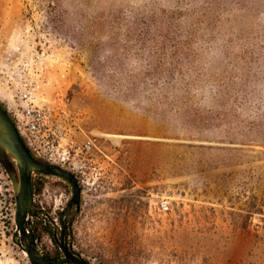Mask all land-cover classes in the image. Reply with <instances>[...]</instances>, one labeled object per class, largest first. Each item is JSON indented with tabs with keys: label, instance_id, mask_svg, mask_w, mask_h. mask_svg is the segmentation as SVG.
<instances>
[{
	"label": "rangeland",
	"instance_id": "obj_1",
	"mask_svg": "<svg viewBox=\"0 0 264 264\" xmlns=\"http://www.w3.org/2000/svg\"><path fill=\"white\" fill-rule=\"evenodd\" d=\"M160 9L178 49L136 40ZM25 90L66 93L99 138L69 238L91 264H264V0H0V102ZM40 188L29 223L54 255L72 188ZM15 214L0 164V264H31Z\"/></svg>",
	"mask_w": 264,
	"mask_h": 264
},
{
	"label": "built area",
	"instance_id": "obj_2",
	"mask_svg": "<svg viewBox=\"0 0 264 264\" xmlns=\"http://www.w3.org/2000/svg\"><path fill=\"white\" fill-rule=\"evenodd\" d=\"M45 84L49 83L43 81V85ZM20 93L18 102L13 99L8 106L0 103L29 152L39 161L70 171L79 181V175L84 173V161L99 150L98 136L89 134L86 130L88 113L81 108H71L68 95L62 91H55L51 100L41 102L36 101L31 91ZM48 178L58 177L32 174V181L38 187ZM38 192L40 191L37 190L34 194L35 203ZM160 210H169L168 201L160 203Z\"/></svg>",
	"mask_w": 264,
	"mask_h": 264
},
{
	"label": "water",
	"instance_id": "obj_3",
	"mask_svg": "<svg viewBox=\"0 0 264 264\" xmlns=\"http://www.w3.org/2000/svg\"><path fill=\"white\" fill-rule=\"evenodd\" d=\"M0 164L9 176L16 195V233L15 243L27 253L31 264H91L73 249L69 243L72 218L81 211L82 190L76 176L70 171L36 159L22 141L13 121L0 103ZM61 178L72 188V197L66 208L61 212V236L56 242L62 252V257H45L39 249L36 235L29 220L33 209L37 207L34 201L32 174ZM64 216H69L64 218ZM18 236L20 240L18 239Z\"/></svg>",
	"mask_w": 264,
	"mask_h": 264
},
{
	"label": "trees",
	"instance_id": "obj_4",
	"mask_svg": "<svg viewBox=\"0 0 264 264\" xmlns=\"http://www.w3.org/2000/svg\"><path fill=\"white\" fill-rule=\"evenodd\" d=\"M175 14L176 13L173 11L165 9H160L158 12H153L150 15H146L145 13L136 14L134 21V28L137 31L136 40L142 44L146 43L147 41H151L162 46L167 45L168 43L170 45H175V47L178 49L180 45L179 39L177 38L178 35L173 32L174 25L171 22V18ZM53 24L59 25L58 21H53ZM191 40L192 38H190V41ZM37 190H40V187L37 188L33 181V193L36 194ZM37 213L38 211L33 210L32 216ZM32 229L38 241L37 229L35 227H32ZM46 230L49 232L47 228ZM52 237L56 242V237L54 234H52ZM60 254V250H57L54 255L58 256ZM43 255L45 257H49L52 254L44 253Z\"/></svg>",
	"mask_w": 264,
	"mask_h": 264
},
{
	"label": "flooded vegetation",
	"instance_id": "obj_5",
	"mask_svg": "<svg viewBox=\"0 0 264 264\" xmlns=\"http://www.w3.org/2000/svg\"><path fill=\"white\" fill-rule=\"evenodd\" d=\"M80 212H81V211H80ZM80 212H79V213H75V209L72 210V213H74L75 216H74V218H72V224H71V226L69 227V231H70V236H69V238L72 237V235H73V233H74V231H73L74 223H75V221H76L78 215L80 214ZM68 217H69V216H64V218H68ZM56 243H57V242H56ZM69 243H71V242H69ZM71 244H72V243H71ZM57 245H58V244H57ZM72 246H73V244H72ZM58 247H59V246H58ZM73 249H74V247H73ZM62 256H63V255H62V253H61V254L58 255V256L50 255L49 258H59V257H62Z\"/></svg>",
	"mask_w": 264,
	"mask_h": 264
}]
</instances>
